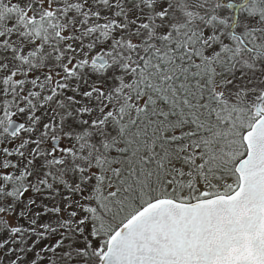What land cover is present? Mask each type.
<instances>
[{
    "label": "snow or ice",
    "instance_id": "snow-or-ice-1",
    "mask_svg": "<svg viewBox=\"0 0 264 264\" xmlns=\"http://www.w3.org/2000/svg\"><path fill=\"white\" fill-rule=\"evenodd\" d=\"M0 264H264V0H0Z\"/></svg>",
    "mask_w": 264,
    "mask_h": 264
}]
</instances>
